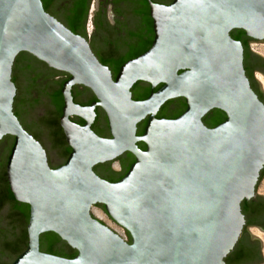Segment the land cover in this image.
<instances>
[{
	"label": "water",
	"instance_id": "95a60500",
	"mask_svg": "<svg viewBox=\"0 0 264 264\" xmlns=\"http://www.w3.org/2000/svg\"><path fill=\"white\" fill-rule=\"evenodd\" d=\"M149 6L151 48L123 64L114 79L89 42L48 14L41 0H0V141L9 136L14 142L8 161L5 157L7 181L15 200L30 207L28 246L12 264H226L242 236L246 245L258 242L262 248L244 231L241 205L260 196L264 104L246 76L242 43L231 32L264 41V0H174L167 6L149 1ZM21 53L70 76L61 89L60 123L71 153L58 169L48 158L53 166L65 159L44 129L52 114L48 89L58 90L63 78L40 86L23 73L18 93L12 74ZM25 62L29 73L50 76L41 65ZM139 82L152 88L143 101L132 95ZM75 86L89 89L96 101L86 107L74 103ZM137 89L134 98H145ZM16 94L22 123L43 146L14 114ZM180 98L186 103L181 116L156 118L162 106ZM97 107L107 116L99 112L97 125L108 121L111 138L91 129ZM213 110L226 120L210 129L203 119ZM126 153L135 162L119 181L94 172L102 165L97 173H107L106 164ZM94 206L131 241L94 217ZM46 233L59 236L77 256L42 252L40 237Z\"/></svg>",
	"mask_w": 264,
	"mask_h": 264
},
{
	"label": "flooded vegetation",
	"instance_id": "af4514ba",
	"mask_svg": "<svg viewBox=\"0 0 264 264\" xmlns=\"http://www.w3.org/2000/svg\"><path fill=\"white\" fill-rule=\"evenodd\" d=\"M149 1L155 4L167 6V5H170L174 0H90L89 12H88V16H87L86 23H85V33H86L87 38H84V39H86L89 42V45L98 60L99 58H103V59L109 58L110 60H114V61L122 60V59L129 57V55L136 52L140 48V46L144 42L145 35H146L145 23L151 20L152 28H153V21L150 16ZM70 3H71L70 0H59L56 3L55 7L52 8L50 15L56 18L58 21L59 19H63L65 17L66 12L70 8ZM91 7H92V11H91ZM90 13L91 14L94 13V14L90 17ZM89 22L92 24L93 32H90L88 28ZM105 25L109 26V29H108V31L110 30L109 32L105 30ZM244 41L247 45L246 46L247 49L245 48V51H244V57L246 54L247 62L249 65L255 68L254 69L255 73H258L264 76V62H261L253 55L250 56L248 52L246 51V50L251 51L250 44L252 42H255V40L248 38V39H245ZM46 70L50 75L47 78H45L44 76L36 75V74L33 75V77L39 78L37 84H39L40 86L46 84L49 81H52L53 79L63 78L62 81H64L67 78V74L65 73L57 71L58 73L54 74L52 71H49L48 69ZM251 85L255 88L258 95L264 96L256 84L255 75H253V81ZM50 87L52 88V86H49V88ZM75 87L76 88L72 89V93L74 94V97L76 98V101H77L76 104L83 106V107L90 106L94 102V101L91 102L94 94L85 87H82V86H75ZM81 89L83 90V92H81ZM156 89L154 90V92L158 91ZM48 92L49 94H51L53 90L50 91L48 89ZM146 93L147 92L143 87L138 88L136 92V94L140 96H143ZM85 94H87L89 98H87L86 100H83L82 96H84ZM132 95L134 97V94ZM17 97L18 95L16 94V98L14 102V109L20 118H18L17 116L16 117L20 121L23 128L43 146L40 138L36 136L34 133H32L24 125V123H22L23 122L21 120L22 118L20 114L18 113V109H17L19 106L17 105ZM147 98L148 97L146 98L140 97V98H137V99L134 98V99L137 101H143ZM48 100H49V97H48ZM182 100L183 99L180 98V99H175V100H171L167 102L164 106H162L156 118L159 120L177 119L186 110V107L184 109L181 107ZM50 107H51V104H50ZM51 110L52 112L55 111L53 107H51ZM99 112L103 113L106 116L105 112L101 108L97 107L95 109L96 116H95L93 124L91 125V129L99 137L111 138L108 121H106V123L102 122L101 124L97 125ZM61 116H62V112L60 116L56 117V120H58L59 122L60 128H61V123H60ZM52 118L53 117H50L49 119H45V120H51ZM70 120L73 123L80 125V126H83L85 124L83 119L78 118V117H72ZM147 121L148 119L144 120L138 125L137 133L144 132ZM214 122H215L214 117L212 115L206 116L203 120L204 125L210 129L215 128L216 126L219 125V124H215ZM46 127L47 128H45L44 130L50 133L51 132L50 128L47 125ZM62 133L64 135L63 130H62ZM9 138L11 137L9 136L5 137L0 141V149L5 144V142H8L7 145L9 146L8 149L5 150V153L0 157V173L1 172L6 173L7 162L5 163V157H7V161H8V157L10 155V152H11V149L14 143L13 141L10 143L11 139ZM134 162H135V158L131 154L126 153L120 158H118L116 161L108 163L111 169L110 172L97 173L101 171L100 168L98 167H101L102 165H99L95 167L94 169H95V173L101 179H104L109 182H117L126 175L129 168ZM48 163L52 169H58L59 167L63 166L66 162H64L63 164L59 166H53L51 164L50 159L48 158ZM114 164L118 165L119 172H115L113 170L112 167ZM6 178H7V174H6ZM7 184H8V181H7ZM0 190H1V184H0ZM13 210H12L11 201L9 200H3L2 202L0 201V249L4 247L8 242L17 240L19 236V230L14 229V227L11 228V226L7 222V217L10 214H15ZM4 223L6 226L3 228L2 225ZM8 260H10V258H6L3 255L2 256L0 255V263H5V262L9 263Z\"/></svg>",
	"mask_w": 264,
	"mask_h": 264
},
{
	"label": "trees",
	"instance_id": "16d2710c",
	"mask_svg": "<svg viewBox=\"0 0 264 264\" xmlns=\"http://www.w3.org/2000/svg\"><path fill=\"white\" fill-rule=\"evenodd\" d=\"M44 6L45 11L48 14H51V10L53 7H55L56 3L59 0H41ZM70 8L66 12L65 17L63 19H59V21L67 27L70 31H72L74 34L79 35L83 38L86 37L85 33V23L86 19L88 16L89 12V5H90V0H70ZM149 19V18H148ZM146 27V35L143 44L140 46V48L129 55V57L114 61L110 60L109 58H99V61L102 65L109 67L114 79L116 78L119 69L123 64H125L127 61L135 59L139 57L140 55L144 54L146 51H148L151 48L153 39H154V32L152 28V23L151 20L145 23ZM109 29V26L105 25V30L107 32ZM135 36V35H133ZM231 37L235 41L241 42L244 51L245 48L247 49V45L245 43V39H248L246 36L245 32L242 30H234L231 32ZM248 54L251 56L252 54L246 50ZM26 56V59L24 57ZM261 59V58H257ZM30 61L33 62L34 64H39L42 67L44 66L46 69L49 71H52L54 74H57L58 72L49 68L46 64L43 62L37 60L33 56L27 54V53H21L17 58L14 63L13 67V74H12V81L16 86V89L19 93L20 87L18 80L19 78L23 77V73H25L26 76L32 77V80L29 81V83H38L39 78L33 77L34 74L29 73L30 72V66L29 64H24L27 63L25 61ZM261 62H264L262 59ZM32 63V64H33ZM33 64V65H34ZM244 68L246 71V76L250 80V83L253 81V75L255 73V68L253 66L249 65L247 62V55L245 54L244 57ZM20 76V77H19ZM70 76L67 75V78L61 82V85L58 90H53L49 96V101L51 104V107L54 108V112H50V116L53 117L51 120L46 121V125L50 128V138L51 142L53 144V147L56 151H58L65 159V162L67 161L70 153H71V148L68 146L65 136L62 133L61 128L59 127V122L56 120L57 116L61 115L63 105H64V99L61 93V89L63 84L68 80ZM140 88L143 87L146 90L145 98L148 97L151 92L152 88L149 84L146 83H137L135 87ZM33 87V86H32ZM161 86H158L156 90H159ZM252 89L255 91V93L258 95L256 92L255 88L251 85ZM132 89V92H133ZM29 91H32V88H29ZM133 94V93H132ZM26 95V94H25ZM30 95H27L29 98ZM74 103H77L76 98L74 97V94L72 93ZM260 101L264 104V96L258 95ZM134 99V97H133ZM135 100V99H134ZM40 100H37L39 102ZM96 101L95 96H93L91 102ZM137 101V100H135ZM181 107L184 109L186 107V103L184 102V99L182 100ZM15 115L19 117V115L16 113L14 109ZM208 115H212L214 117V123L215 124H221L226 120V116L223 112L219 110H213L211 111ZM207 115V116H208ZM204 120V119H203ZM143 132H138L137 135L141 136ZM138 147L141 150H146V146L142 143L138 144ZM105 170L107 172H110V165L106 164ZM95 172V169H94ZM264 178V169L261 172L260 179L258 182V185ZM0 184H1V190H0V201L2 202L3 200H9L11 201L12 204V210L15 214H10L7 217V222L11 226V228L14 227V229L19 230V236L17 240L8 242L4 247L0 249V255L10 258L11 262L10 263H0V264H12L27 248L28 246V237H27V226L29 223V218H30V207L26 204H22L20 202H17L13 196V194L10 191L9 185L7 184V178H6V173L1 172L0 173ZM256 187V192L257 188ZM103 209L104 207L101 206ZM105 210V209H104ZM241 210L242 214L245 217L246 220V227L244 231H247L248 228L250 227H260L264 229V197L262 196H256L254 199L251 201H244L241 205ZM245 233V232H243ZM128 240L131 241L129 233L126 231ZM243 235V234H242ZM43 240V242H42ZM62 240L59 236L55 235L54 233H46L40 237V250L44 253L50 254V255H55L67 259H73L74 257L77 256V252L73 249H71L64 241L61 244ZM64 249V251H62ZM66 250V251H65ZM226 264H261L263 262V257L261 254V249H260V244L258 242L254 243V247H250V245H246V242L243 239V236L240 238L237 246L235 247L234 251L226 258L225 260Z\"/></svg>",
	"mask_w": 264,
	"mask_h": 264
},
{
	"label": "rangeland",
	"instance_id": "374dc122",
	"mask_svg": "<svg viewBox=\"0 0 264 264\" xmlns=\"http://www.w3.org/2000/svg\"><path fill=\"white\" fill-rule=\"evenodd\" d=\"M91 11H92V7H91ZM93 14L90 13V17ZM89 25H90V27H89ZM89 25H88V28H89L90 32H93L92 24L90 22H89ZM88 34H90V33H88ZM250 50H251L252 53H255V54H257V55H259V56H261V57L264 58V41H255V42H252L250 44ZM254 75H255L256 81L260 84L261 91L264 93V84H262L261 81L259 80L260 74L254 73ZM112 168H113V170L115 172H119L118 171L119 170L118 165L114 164ZM256 194L264 197V178L262 179V181L258 185ZM91 212H92V214H93L94 217H96L102 223H104L105 225H107L114 232H116L117 234H119L124 240L129 241L128 240V237H127V235L125 233V230L123 228H121L119 225H117L115 222H113L107 216V214L104 211H102L100 208L94 206L92 208ZM247 231H248V233L250 235L258 238L262 242L261 252H262V256L264 258V233L260 232V230L258 228H252V227L248 228Z\"/></svg>",
	"mask_w": 264,
	"mask_h": 264
},
{
	"label": "bare ground",
	"instance_id": "6f19581e",
	"mask_svg": "<svg viewBox=\"0 0 264 264\" xmlns=\"http://www.w3.org/2000/svg\"><path fill=\"white\" fill-rule=\"evenodd\" d=\"M259 80L261 81L262 84H264V77L262 75L259 76Z\"/></svg>",
	"mask_w": 264,
	"mask_h": 264
}]
</instances>
